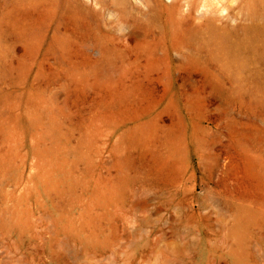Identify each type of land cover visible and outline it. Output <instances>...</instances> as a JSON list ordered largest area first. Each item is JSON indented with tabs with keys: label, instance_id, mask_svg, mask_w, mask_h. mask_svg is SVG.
<instances>
[{
	"label": "rangeland",
	"instance_id": "obj_1",
	"mask_svg": "<svg viewBox=\"0 0 264 264\" xmlns=\"http://www.w3.org/2000/svg\"><path fill=\"white\" fill-rule=\"evenodd\" d=\"M0 264H264V0H0Z\"/></svg>",
	"mask_w": 264,
	"mask_h": 264
}]
</instances>
